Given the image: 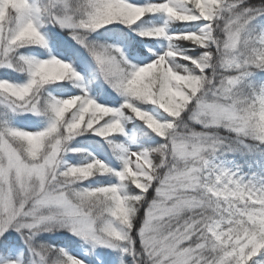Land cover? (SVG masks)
<instances>
[{
  "label": "snow or ice",
  "instance_id": "1",
  "mask_svg": "<svg viewBox=\"0 0 264 264\" xmlns=\"http://www.w3.org/2000/svg\"><path fill=\"white\" fill-rule=\"evenodd\" d=\"M0 264H264V0H0Z\"/></svg>",
  "mask_w": 264,
  "mask_h": 264
}]
</instances>
